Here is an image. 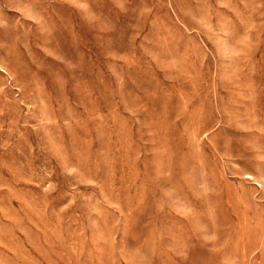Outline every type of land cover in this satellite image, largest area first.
Wrapping results in <instances>:
<instances>
[{
	"label": "rangeland",
	"instance_id": "1",
	"mask_svg": "<svg viewBox=\"0 0 264 264\" xmlns=\"http://www.w3.org/2000/svg\"><path fill=\"white\" fill-rule=\"evenodd\" d=\"M0 264H264V0H0Z\"/></svg>",
	"mask_w": 264,
	"mask_h": 264
}]
</instances>
